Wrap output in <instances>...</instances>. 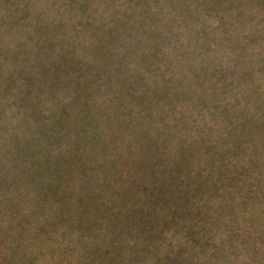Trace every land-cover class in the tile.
<instances>
[{
	"label": "trees",
	"instance_id": "obj_1",
	"mask_svg": "<svg viewBox=\"0 0 264 264\" xmlns=\"http://www.w3.org/2000/svg\"><path fill=\"white\" fill-rule=\"evenodd\" d=\"M26 4L0 0V128L18 140L20 170L0 175V264H66L55 262L66 246L77 264H264V29L250 26L264 0H44L43 17L56 16L40 38L33 16L25 29L14 21L36 9ZM52 51L63 58L55 89ZM75 54L89 57V78L68 71L86 94L65 81ZM40 87L37 117L24 114L37 104L7 107L4 94ZM123 207L141 212L136 241Z\"/></svg>",
	"mask_w": 264,
	"mask_h": 264
},
{
	"label": "rangeland",
	"instance_id": "obj_2",
	"mask_svg": "<svg viewBox=\"0 0 264 264\" xmlns=\"http://www.w3.org/2000/svg\"><path fill=\"white\" fill-rule=\"evenodd\" d=\"M34 1H37V5L34 4ZM44 0H26V6H31L33 5L34 7H36V9L31 13L29 11H24V12H20L17 14V18L18 19H14L15 22H19V28L25 29V26L23 25V17L24 16H30V17H34L35 20L33 21L34 26L32 28L35 29V33L32 32V35L34 37H38L41 34H38L37 30L39 31V33H41V29L43 31L44 28V18H50V17H55V14H49V15H42V12L40 10V7H42V3ZM96 11H98V9H96ZM91 12V11H90ZM101 12V11H100ZM256 17H253L251 19L250 22V26L252 29V32L254 33V31L257 29V25L259 24L261 27L264 29V12L261 16H259L258 14L255 15ZM32 19V18H31ZM92 20H94V18H87L86 21V27L87 29H92ZM89 24V25H88ZM61 29V24H60V28L58 26V24H56L55 26H53V31L55 33L60 34V30ZM71 29L72 27H68L67 30L65 31V35H64V39H66L67 44H71L73 45V41H72V33H71ZM91 31V30H89ZM255 35H253V39H254ZM40 38V37H38ZM64 42V41H63ZM62 42V43H63ZM255 44V42H254ZM87 50H85L86 52ZM50 54V58H49V67L51 68V75H52V80L49 82V89H55L58 85L59 82V77L61 76L62 70L60 67V63H62V56L60 55L59 52L57 51H52L49 52ZM68 55H71L70 53H67ZM76 55V54H75ZM88 58L89 57H85L83 59H80L78 57V55H76V60L77 63H75L74 61H71V64L69 67H66L64 71L65 74V81L66 83L71 86L74 87L77 91V93L81 92L82 94H86V87L82 86V85H78L77 83H75L72 79V75L68 72H72L73 74H83L84 78H89L90 74H91V68L89 67V62H88ZM198 60L195 59L194 60V64L195 67L191 68V72L189 71V74H187L188 76L192 77H197V74H194V69L197 68L196 65H199ZM47 83V82H46ZM89 89V88H88ZM91 90V89H89ZM3 96H5V101L7 103H9V105H7L8 108H12L13 112L15 113V109L17 104H37L32 106L33 108L31 109V107L24 109V114L27 115H33L34 117H37L38 115H40L39 113V109L41 105L45 106V103H47L49 96L45 95L44 89L43 88H39L37 92H32L31 94H25L23 93L21 90L20 91H12L11 94H4ZM83 101H86L87 104L88 103V98L86 97L85 99H83ZM4 102H1L0 104H2ZM41 110V109H40ZM86 111V110H85ZM32 112V113H31ZM84 112V111H83ZM81 113V112H80ZM93 113V111H92ZM37 114V115H35ZM84 117L87 118L86 116H80L79 118ZM41 118V117H40ZM60 133L61 131H52V138H55L56 140H60ZM18 142V140L15 138V136L10 132L7 131V129L4 128H0V175H7V174H12V173H16V172H20V170H18L15 167V160L14 157L12 156V151L9 149L11 145H15ZM8 146V147H6ZM6 147V148H5ZM4 159V160H3ZM65 197L67 199H70V201L63 203L62 205L56 207L57 210V216L60 219V224L61 226L64 225L66 223V220L70 218L71 216V212L73 210L72 208V203L74 202V198L72 194H65ZM88 204L86 205H82L81 208H85L87 207ZM170 206V205H169ZM162 211V209H160ZM90 211H92L95 216L97 217L99 215V211L96 207H91ZM141 215V212L139 213H132L131 214V210L127 209V208H122V212L120 213V219H122L121 221L123 222L124 227L126 228L127 232L129 233V238L132 241H136L138 238L135 235V232L133 231V227H134V220L138 219V216ZM206 215H208V212L204 210V215L201 218L202 220H206ZM192 218V216L188 217V220ZM200 219V220H201ZM108 221V218H106L105 216L101 218V223H105ZM131 230V232H129ZM74 234V240L70 243V246H80L81 247V252H83V245L85 242V238L83 235L80 234ZM117 243H121L120 239H117L116 241ZM221 243V242H218ZM90 245V251H96V252H100V254H102L105 257H109L108 254H105V247L103 245L102 242V238L100 237H89V243ZM107 244V242H106ZM213 244V241H211L210 245ZM209 245V242H208ZM220 245V244H218ZM167 246V247H166ZM162 251H166L168 254H172V259H175V251L176 249L171 246V245H166ZM75 249V248H74ZM165 249V250H164ZM73 250V249H72ZM70 249H68V247H64L62 249H55V262H67L66 264H77V262L73 261V253L74 251H72ZM142 252L145 256V258L148 260V250H144L142 249ZM155 254H158L155 253ZM161 255V254H160ZM115 259V258H114ZM171 257L170 259L168 258V260L170 262L173 263L174 260H172Z\"/></svg>",
	"mask_w": 264,
	"mask_h": 264
}]
</instances>
